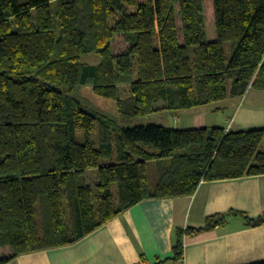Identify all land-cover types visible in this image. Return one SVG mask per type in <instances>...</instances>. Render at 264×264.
<instances>
[{
    "label": "trees",
    "instance_id": "trees-1",
    "mask_svg": "<svg viewBox=\"0 0 264 264\" xmlns=\"http://www.w3.org/2000/svg\"><path fill=\"white\" fill-rule=\"evenodd\" d=\"M119 36L126 48L114 54ZM89 55L100 62H83ZM263 56L264 0H0V264L72 245L141 201L264 175V129L140 125L264 91ZM86 87L116 116L84 99ZM150 160H166L152 187ZM226 217L178 229L172 260L185 235ZM245 219L264 224V214Z\"/></svg>",
    "mask_w": 264,
    "mask_h": 264
},
{
    "label": "crops",
    "instance_id": "crops-1",
    "mask_svg": "<svg viewBox=\"0 0 264 264\" xmlns=\"http://www.w3.org/2000/svg\"><path fill=\"white\" fill-rule=\"evenodd\" d=\"M153 124L176 130L264 129V91L248 88L240 98L179 112L159 111L140 120L142 126ZM164 162L148 161V177L150 171L155 177ZM96 177L95 170L85 172L87 184H94ZM111 190L115 196L116 189ZM263 214L264 175L204 181L191 196L141 201L72 245L23 254L8 264H258L264 262V224L252 227L245 218ZM218 215H227L225 222L185 235L183 258L173 261L176 231L203 228L207 219Z\"/></svg>",
    "mask_w": 264,
    "mask_h": 264
},
{
    "label": "rangeland",
    "instance_id": "rangeland-1",
    "mask_svg": "<svg viewBox=\"0 0 264 264\" xmlns=\"http://www.w3.org/2000/svg\"><path fill=\"white\" fill-rule=\"evenodd\" d=\"M142 1V0H140ZM133 11V9L131 10ZM177 20L179 21V19L177 18ZM179 25V22H177ZM126 48V44L123 41L122 37H116L114 39V41L112 42V50L114 54H119L121 53L124 49ZM225 49V55L226 57H229V46L228 44H226L224 46ZM82 61L89 64V65H97L100 62V59L98 56L96 55H89V56H85L82 58ZM133 79L136 80L137 79V66L135 64L134 66V71H133ZM129 93V88L128 86H123L120 89V97L121 98H125L127 97ZM82 96L84 97V99H86L89 103L93 104L95 107L103 110L105 113L109 114L110 116L116 115L117 110H116V106L115 103L112 101H108L99 97H96L92 94L91 89L86 87L82 89ZM162 103H158L156 106L161 105ZM82 134L79 133L78 137L81 138ZM264 149V142L263 144H261L260 146V151ZM102 163H104V161H102ZM92 173L87 174L86 178L90 180ZM155 177L152 175L151 171L149 173V183L150 186H153V181H154ZM113 189H115L113 187ZM114 191V190H113ZM37 222H38V226H40V217L37 214Z\"/></svg>",
    "mask_w": 264,
    "mask_h": 264
}]
</instances>
